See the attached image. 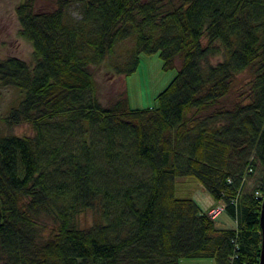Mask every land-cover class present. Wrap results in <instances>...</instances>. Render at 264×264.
<instances>
[{"label": "trees", "instance_id": "1", "mask_svg": "<svg viewBox=\"0 0 264 264\" xmlns=\"http://www.w3.org/2000/svg\"><path fill=\"white\" fill-rule=\"evenodd\" d=\"M17 15L34 63L0 58V83L22 95L6 121L34 135H0V264H259L264 0H22ZM158 52L167 70L180 61L158 106L131 108L125 86L100 101L92 67L125 78ZM182 177L234 227L179 197Z\"/></svg>", "mask_w": 264, "mask_h": 264}, {"label": "rangeland", "instance_id": "2", "mask_svg": "<svg viewBox=\"0 0 264 264\" xmlns=\"http://www.w3.org/2000/svg\"><path fill=\"white\" fill-rule=\"evenodd\" d=\"M21 2L22 0H0V58L17 57L26 61L29 65H33V45L20 35L21 24L17 15V7ZM53 8L52 2L40 1L38 4L39 11H47ZM69 12L76 18L80 15L78 6L71 7ZM134 45L135 40L133 38L125 40L118 45L117 52L121 59L125 60L128 57V53L133 49ZM179 69V60L174 68L165 69L164 61L159 52L153 54L142 53L138 69L125 78L113 76L108 71L106 63L92 67L99 85L100 101L105 105H109L111 98L116 96L118 91L123 90L125 86L129 104L133 109H146L158 106L157 98L159 94L171 84ZM245 78V75L240 76L237 85L241 84ZM21 96V92L16 87L0 83V135H34V131L29 124L11 125L6 121L10 108L18 103ZM261 177V171L258 170L251 177L246 190L251 192L257 189L261 184ZM177 185L178 196L182 198L193 197L198 190H201L199 189L201 188L199 182L192 178H179ZM219 204L220 202L209 210L216 209ZM221 213H218L216 218ZM95 215L93 211L82 214L80 216L81 225H92L95 221ZM216 222L220 228L234 226V219L226 211L223 212ZM181 263L214 264V261L209 258H182Z\"/></svg>", "mask_w": 264, "mask_h": 264}, {"label": "crops", "instance_id": "3", "mask_svg": "<svg viewBox=\"0 0 264 264\" xmlns=\"http://www.w3.org/2000/svg\"><path fill=\"white\" fill-rule=\"evenodd\" d=\"M199 189H201V190H198L193 195V198L198 203V205L201 207L202 210L209 211V209L211 207L215 206L218 203V201L213 199V197H211V195L207 192V190L202 185H201V188H199ZM222 214H223V212L220 214V216ZM220 216H218V218ZM218 218H216L215 220H217ZM234 225H235V222H234ZM233 227H230V228H233ZM221 228L228 229L229 227H221ZM211 264H213V263H211Z\"/></svg>", "mask_w": 264, "mask_h": 264}, {"label": "water", "instance_id": "4", "mask_svg": "<svg viewBox=\"0 0 264 264\" xmlns=\"http://www.w3.org/2000/svg\"><path fill=\"white\" fill-rule=\"evenodd\" d=\"M260 226H261V233H262V247H261V255L259 264H264V196L262 201V209L260 214Z\"/></svg>", "mask_w": 264, "mask_h": 264}, {"label": "built area", "instance_id": "5", "mask_svg": "<svg viewBox=\"0 0 264 264\" xmlns=\"http://www.w3.org/2000/svg\"><path fill=\"white\" fill-rule=\"evenodd\" d=\"M224 209V205L222 203L219 204V206L216 208V209H213V210H209V215L212 217V218H216V216L218 215V213H221Z\"/></svg>", "mask_w": 264, "mask_h": 264}]
</instances>
